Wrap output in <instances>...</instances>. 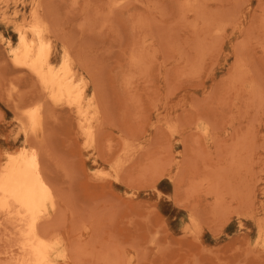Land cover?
I'll list each match as a JSON object with an SVG mask.
<instances>
[{
    "label": "rangeland",
    "instance_id": "374dc122",
    "mask_svg": "<svg viewBox=\"0 0 264 264\" xmlns=\"http://www.w3.org/2000/svg\"><path fill=\"white\" fill-rule=\"evenodd\" d=\"M38 2L53 63L67 42L101 93L93 145L68 109L24 132L11 53ZM29 148L58 193L38 225L56 264H264V0H0V165ZM0 219V264H37L31 219Z\"/></svg>",
    "mask_w": 264,
    "mask_h": 264
},
{
    "label": "bare ground",
    "instance_id": "6f19581e",
    "mask_svg": "<svg viewBox=\"0 0 264 264\" xmlns=\"http://www.w3.org/2000/svg\"><path fill=\"white\" fill-rule=\"evenodd\" d=\"M46 10L44 3L38 2L31 12L29 25L17 26L19 44L12 48L11 53L13 65L33 83L32 92H27V95L32 93L34 106L26 107L21 112L22 117L28 120L24 132L30 133L29 136L31 133L35 135L39 129L42 130V124L54 111L68 109L76 113L79 123L77 127L87 142L92 144L99 140L101 133V93L96 89L94 75L86 71L81 55L67 42H62V62L58 66L53 63L58 47L51 41L55 28L52 30L54 22L51 23L50 14ZM8 41L11 44L10 38ZM19 105L15 103L17 109ZM14 153L8 154L6 161L0 165V214L5 217L30 218L27 231L38 240L32 256L36 258L37 264H56L57 257L66 258L64 243L59 237L43 239L38 232V225L42 217L52 216L57 209L58 193L45 171L39 149L29 148Z\"/></svg>",
    "mask_w": 264,
    "mask_h": 264
}]
</instances>
